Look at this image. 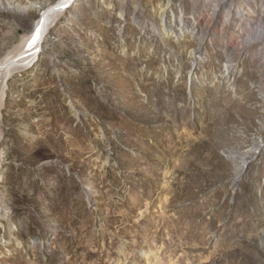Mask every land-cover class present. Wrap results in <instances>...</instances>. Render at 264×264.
Returning <instances> with one entry per match:
<instances>
[{
    "label": "rangeland",
    "instance_id": "1",
    "mask_svg": "<svg viewBox=\"0 0 264 264\" xmlns=\"http://www.w3.org/2000/svg\"><path fill=\"white\" fill-rule=\"evenodd\" d=\"M61 1L0 0V264H264L241 0Z\"/></svg>",
    "mask_w": 264,
    "mask_h": 264
},
{
    "label": "bare ground",
    "instance_id": "2",
    "mask_svg": "<svg viewBox=\"0 0 264 264\" xmlns=\"http://www.w3.org/2000/svg\"><path fill=\"white\" fill-rule=\"evenodd\" d=\"M233 1V0H232ZM235 1V0H234ZM70 0H62L60 3H59V5H58V7H59V12H61L62 10H64L65 9V7H67V5L68 4H70ZM205 3H206V7H210L211 5H215L216 7L218 6V2L215 0H205ZM238 5H240V9L238 10V11H236V14H235V16H234V22H239L240 23V25L241 26H243V28H244V30H243V32H242V34L238 37V35H237V37H238V39H236L235 41H234V44H232V49H234L235 51H238V45H240V42L239 41H242V40H244L245 41V39L247 38V40H246V43L249 45V46H251L252 44H254V43H256V44H258L257 42H261V44H262V42H264L263 40H264V7H261L262 8V10L260 11V12H258L257 11V9L259 8L258 7V4H257V0H241V2H240V4H238ZM261 5V4H260ZM254 6V8L256 7V13L258 14V13H262V15L261 16H258L257 14L255 15H253V13H251L250 11H251V9H252V7ZM263 6V5H262ZM41 6H38L37 5V9L38 8H40ZM211 8H212V6H211ZM260 8V9H261ZM214 9V8H213ZM235 9V8H234ZM233 9V10H234ZM253 10V9H252ZM259 10V9H258ZM217 11V10H216ZM221 13V12H220ZM251 13V14H250ZM231 14H234V13H232L231 12ZM253 18V19H252ZM44 22H42V24H44L43 26L45 27L46 26V23H47V19L45 20H43ZM219 21V20H218ZM214 22V21H213ZM219 24V23H218ZM240 26V27H241ZM254 26V27H253ZM232 27H233V29H234V27L235 26H233L232 25ZM240 29V28H239ZM44 30V29H43ZM236 30H238L237 28H236ZM234 31H235V29H234ZM232 33V32H231ZM234 34V33H233ZM232 34V35H233ZM236 35V34H235ZM244 43V42H243ZM264 44V43H263ZM39 45H40V41H39V44H38V46L36 47V49H35V52H34V54H37L38 53V50H39ZM242 45V44H241ZM244 46V45H243ZM245 46H247V45H245ZM257 46V45H256ZM248 47V46H247ZM258 47V46H257ZM256 47V48H257ZM261 48V47H260ZM246 48H244V50H245ZM250 49V48H249ZM255 49V48H254ZM233 50V51H234ZM248 50V49H247ZM260 50V49H259ZM258 50V51H259ZM232 51V52H233ZM240 51V50H239ZM264 51V50H263ZM234 53V52H233ZM232 53V54H233ZM239 53V52H238ZM241 54H242V56H244L243 54L245 53V52H243V51H241L240 52ZM258 53V52H257ZM241 54H239V56L241 55ZM263 54V53H262ZM261 54V55H262ZM247 55V54H246ZM255 55H257V54H255ZM238 56V55H237ZM264 56V55H263ZM259 58V57H258ZM262 58V57H261ZM264 60V59H263ZM263 77V76H262ZM264 86V85H263ZM264 90V89H263ZM264 93V92H263ZM262 100H263V98H262Z\"/></svg>",
    "mask_w": 264,
    "mask_h": 264
}]
</instances>
